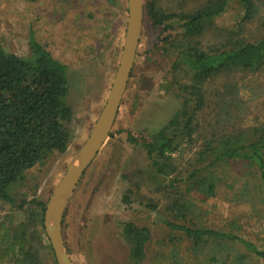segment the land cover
<instances>
[{"label":"rangeland","instance_id":"obj_1","mask_svg":"<svg viewBox=\"0 0 264 264\" xmlns=\"http://www.w3.org/2000/svg\"><path fill=\"white\" fill-rule=\"evenodd\" d=\"M213 1L218 0H142L139 45L113 129L64 212L62 236L73 264H130L123 222L149 230L144 264H264L240 244L204 238L195 245L163 224L170 220L235 234L264 250V194L256 167L234 160L200 172L204 181L189 178L205 167L208 159L200 152L209 141L239 133L252 137L264 128V64L220 72L200 86L203 105L194 114L192 139L177 138L167 174L156 173L145 151L126 137L129 133L147 141L168 124L183 99L190 98L181 91L192 86L190 73L175 67L186 43L179 16L194 14ZM251 2L253 14L243 20L242 0H229L194 40L197 50L211 54L258 42L264 35V0ZM150 8L176 16L167 23L169 30L152 24ZM127 19V0H116L114 6L105 0H0V46L27 58L31 34L66 65L65 104L72 111L65 153L49 154L25 171L9 189L14 204L0 200V264H56L40 228V208L19 205L31 200L46 205L87 139L117 70ZM124 196L129 204L123 202ZM27 252L33 255L25 258Z\"/></svg>","mask_w":264,"mask_h":264},{"label":"trees","instance_id":"obj_2","mask_svg":"<svg viewBox=\"0 0 264 264\" xmlns=\"http://www.w3.org/2000/svg\"><path fill=\"white\" fill-rule=\"evenodd\" d=\"M105 1L116 5V0ZM228 1L209 2L205 8L194 14L179 16L182 21L181 36L186 43L178 53L175 67L183 66L190 73L192 86L181 88L182 93H189L190 98H184L180 109L168 124L154 132L147 141H139L127 133V141L145 151L151 166L159 175L167 174L170 170L171 154L177 150V138L192 139L194 114L203 105L200 86L220 72L253 70L264 64V35L256 43H243L233 49L211 54L200 52L195 47L194 40L203 34L208 22L224 11ZM242 3L245 8L243 20H249L254 4L251 0H242ZM148 15L154 26H163L164 30L170 29L167 23L176 17L158 13L155 8H150ZM29 49V56L20 58L0 46V200L9 204H14L9 189L22 180L25 171L35 167L49 154L65 153L70 141L67 125L72 118V111L65 104L68 95V67L54 59L31 34ZM192 102L195 106L191 108ZM200 156L208 161L203 169L193 171L189 178L201 182L205 179L199 174L208 167L222 162L244 160L256 167L264 194V128L252 137L239 133L211 140L204 145ZM123 202L129 204L130 200L124 196ZM27 204L40 208L39 224L46 237L43 229L46 205L31 200L23 201L19 208L22 209ZM147 207L154 210L150 205ZM163 224L167 229L183 234L195 245L204 238L240 244L247 253L264 263V250L235 234L207 228L193 229L170 220H164ZM121 234L129 245L130 264H144L146 246L150 241L149 230L132 222H123ZM32 255L27 252L25 258Z\"/></svg>","mask_w":264,"mask_h":264},{"label":"water","instance_id":"obj_3","mask_svg":"<svg viewBox=\"0 0 264 264\" xmlns=\"http://www.w3.org/2000/svg\"><path fill=\"white\" fill-rule=\"evenodd\" d=\"M127 13V27L119 64L106 102L87 139L70 160L45 206L43 229L56 264H73L62 236L64 212L81 177L109 138L132 73L143 25L142 0H127Z\"/></svg>","mask_w":264,"mask_h":264}]
</instances>
